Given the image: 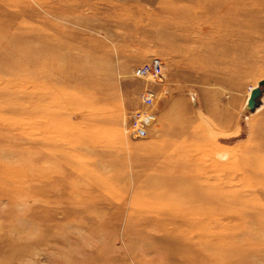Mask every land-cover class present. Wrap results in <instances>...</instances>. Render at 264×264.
<instances>
[{"label": "rangeland", "instance_id": "rangeland-1", "mask_svg": "<svg viewBox=\"0 0 264 264\" xmlns=\"http://www.w3.org/2000/svg\"><path fill=\"white\" fill-rule=\"evenodd\" d=\"M162 2L176 0H0V264H264L241 205L202 216L176 253L130 222L178 193L252 198L227 180L255 165L264 127V97L244 109L264 79V30L239 49L213 27L182 34ZM153 63L157 82L135 77ZM141 110L151 125L136 139Z\"/></svg>", "mask_w": 264, "mask_h": 264}, {"label": "bare ground", "instance_id": "bare-ground-1", "mask_svg": "<svg viewBox=\"0 0 264 264\" xmlns=\"http://www.w3.org/2000/svg\"><path fill=\"white\" fill-rule=\"evenodd\" d=\"M179 1L181 2V0H176V3L172 2L171 5L162 2L160 5L163 7L162 13L174 16L177 25L175 28L182 34L195 31V29L199 30L200 33H208L210 28L213 27L217 30L229 32L232 36L234 35L238 42L237 49H239L244 47V44L253 42L256 38L253 34L264 30V0H189L188 6H179L177 3ZM177 36L187 37L179 34ZM254 137L258 139L254 147V152H256L255 165L240 169L241 175L239 177L232 172L227 180L230 187L240 185L242 188L253 192L252 198H248L246 195L243 199L237 196V193L235 195L227 192L221 196H223L222 199H229L230 201L221 203L217 202L216 199L212 201V198H208L203 194H191L190 192L174 194L176 196H172L173 199H166L168 201L166 208L152 206L144 215L140 213L141 210L135 214L137 216L136 224L133 223V220H130L132 225L144 228L142 232L145 234L140 232L141 238L154 246V244H158L154 238L159 237L166 243L173 245L174 247L171 246V248L174 250L171 253H176V247L179 244L193 240L194 234L201 229L200 218L202 216L212 215L216 211L229 210L235 208L236 205H241L237 209L239 213L236 215V218H238L237 223L242 224V228L246 230L249 237L254 235L250 233L251 230L262 232L264 236V216L259 215L264 212V127L261 130L257 129ZM218 158L222 160L225 156L221 155ZM165 195L151 194V202L165 199ZM250 203H253L254 207L249 205ZM147 204L149 205V203ZM232 204L234 206L230 207ZM247 204L250 207H246ZM197 205L202 206L199 208ZM132 225L130 224V226ZM149 229L154 230L158 235L148 234L147 230ZM137 237H140V235ZM197 237L201 240V244L205 243L201 234H198Z\"/></svg>", "mask_w": 264, "mask_h": 264}, {"label": "built area", "instance_id": "built-area-1", "mask_svg": "<svg viewBox=\"0 0 264 264\" xmlns=\"http://www.w3.org/2000/svg\"><path fill=\"white\" fill-rule=\"evenodd\" d=\"M162 73V66L159 63L144 65L137 68L134 72L136 78L145 79L149 82H157ZM155 93L150 89H144L140 96L143 107H151L155 101ZM145 110L137 111L131 118L126 132L130 137L143 139L147 136L150 118ZM150 124V125H149Z\"/></svg>", "mask_w": 264, "mask_h": 264}, {"label": "water", "instance_id": "water-1", "mask_svg": "<svg viewBox=\"0 0 264 264\" xmlns=\"http://www.w3.org/2000/svg\"><path fill=\"white\" fill-rule=\"evenodd\" d=\"M264 97V79L259 80L256 86L249 91V95L244 109L248 113H254L258 108L263 105Z\"/></svg>", "mask_w": 264, "mask_h": 264}]
</instances>
